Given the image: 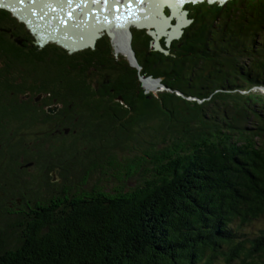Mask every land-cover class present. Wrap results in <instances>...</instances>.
I'll return each mask as SVG.
<instances>
[{"label":"trees","instance_id":"1","mask_svg":"<svg viewBox=\"0 0 264 264\" xmlns=\"http://www.w3.org/2000/svg\"><path fill=\"white\" fill-rule=\"evenodd\" d=\"M185 10L171 49L131 29L137 67L0 8V264H264V0Z\"/></svg>","mask_w":264,"mask_h":264},{"label":"bare ground","instance_id":"2","mask_svg":"<svg viewBox=\"0 0 264 264\" xmlns=\"http://www.w3.org/2000/svg\"><path fill=\"white\" fill-rule=\"evenodd\" d=\"M65 1L66 2V6H64L62 8L61 11H53L54 14L56 16H58L57 13H63L67 16H70L72 18L73 21H75L76 19L79 21L80 24V31L81 28L82 30H84V32L82 33V40H76L75 42H73V46L74 47H80L82 48L86 43H89L93 40H95L96 35H99V32L102 31V26L100 25H94L93 27H88V28H84L82 26V23L84 21L88 20V17L91 15V8H90V1L89 0H60L59 2ZM151 1V13L149 16L145 17L143 19V24H152L156 19L152 18V15L154 14L155 16L159 13L157 8L154 7V1L155 0H150ZM163 1V3H168V0H161ZM53 3H56V0H52ZM174 2V0H169V3L172 4ZM20 3H17V5H19ZM167 4L162 6V9L164 10ZM175 5V4H173ZM172 5V6H173ZM67 7H72L73 8V12L72 14H68L67 12ZM154 17V16H153ZM157 17V16H156ZM30 21V20H29ZM129 23H134L136 26L137 23L136 22H127L125 24V26H121V28L119 27H115L113 25H104V27L106 28V30L109 31V33L112 36V40L113 43L115 44V50L117 52H121L125 57L129 58L132 62H133V54L131 53V49H130V27H129ZM156 24L159 25V28L162 30L164 29V26L166 24V22H159L156 21ZM156 26V25H153ZM54 28H56L58 31H63V29L60 26H55ZM78 38V37H76ZM134 63V62H133ZM144 85L146 86V88L152 89L153 91L156 90V88L158 87L157 84L159 81H157L156 79H151V78H146L144 79ZM147 91V90H146ZM149 92V91H147Z\"/></svg>","mask_w":264,"mask_h":264},{"label":"rangeland","instance_id":"3","mask_svg":"<svg viewBox=\"0 0 264 264\" xmlns=\"http://www.w3.org/2000/svg\"><path fill=\"white\" fill-rule=\"evenodd\" d=\"M203 3H205V2H203ZM197 4H199V3H197ZM187 5H189V3H187V4H185V5H178V6H176V5H173L172 7H165V12L166 11H168V13H169V16L171 17V19H169V21H170V23L173 21V22H175L176 21V18L179 16H181L180 17V19L182 20L184 17L183 16H185V18L187 17L188 19H189V22H187V23H185L183 26H181L180 27V30H181V32H180V34L178 35V36H176V37H172V38H170L169 39V48L171 49V46H172V43L173 42H175L178 38H180V36H181V34H182V31L189 25V23H190V18H189V16H188V13L186 12V6ZM183 10V11H182ZM183 12V13H182ZM154 16V17H153ZM156 16H158V17H156ZM152 15V18H155L156 20L153 22V24L152 25H149V26H143L142 28H144V29H153L151 32H154L153 33V36H154V40H155V42H154V44H155V46L156 47H158V48H160V44H161V41L164 39V38H167V32L168 31H171V29H170V26L168 25V24H165V26H164V29H160L159 28V25L158 24H156V21H159V22H165V20H164V17L163 16H161L160 14H158V15ZM21 22V21H20ZM129 25H131V23H129ZM153 25H156V26H153ZM101 26V25H100ZM140 28V27H135V26H133L132 25V27L130 28V39H129V42H130V49H131V37L133 38V37H135V39H134V41H135V44L138 46L139 44H140V42H141V35L139 34V33H136V32H133V35L131 34V29L132 28ZM167 28H168V31H167ZM101 32V31H100ZM157 32H158V34H157ZM105 33H107V31H103V32H101V33H99L100 35L102 34H105ZM108 34V33H107ZM109 35V34H108ZM48 43V42H47ZM112 44H113V46H114V52L117 54V55H119L120 57H123V58H126L127 59V57H125L121 52H117L116 50H115V44L113 43V40H112ZM131 51H132V49H131ZM129 59V58H128ZM127 59V60H128ZM128 62H129V64L131 65V66H137L138 67V65L136 64V62L135 63H133L130 59L128 60ZM151 79H153V78H151ZM141 81H142V79H141ZM144 81V80H143ZM142 86H144L143 88H144V90L146 89L147 91H149V92H152V93H155V92H157V91H159L160 89H162V87L160 86V84H159V82H158V84H157V88H156V90H152V89H149V88H146V86L144 85V82L142 83ZM146 91V92H147ZM253 91H255V92H257V91H259L260 92V94H263L264 95V90H262L260 87H257V88H255V89H253ZM244 94H246V93H244ZM51 176H53L52 177V179L54 178V179H56V177H55V172L54 171H51ZM220 264H223V263H220Z\"/></svg>","mask_w":264,"mask_h":264},{"label":"flooded vegetation","instance_id":"4","mask_svg":"<svg viewBox=\"0 0 264 264\" xmlns=\"http://www.w3.org/2000/svg\"><path fill=\"white\" fill-rule=\"evenodd\" d=\"M17 80L20 81L19 79H17ZM42 97H43L42 93L31 94L29 92H26V93H24V94L19 96V98H21V99L29 100L36 107H40L41 106ZM53 105H58L57 110L60 107L59 104H49V105L44 106V109L46 110L47 107H50V106H53ZM57 110H55L54 113ZM54 113H52V114H54ZM0 118H3V117H0ZM0 150H1V142H0ZM0 160H2L5 163V161L7 159H5V158L1 159L0 158ZM26 164L27 163H22L21 165H19V168L20 169L30 170L31 167L29 165H26ZM0 167L2 168L3 166H0ZM5 192L6 191L4 189H2V182L0 180V205H2L4 210L7 211V212L10 211L11 209L18 210L20 208V206H18V205L21 204L20 203V199L17 198L16 196L14 197V195L11 197V196L7 195Z\"/></svg>","mask_w":264,"mask_h":264},{"label":"water","instance_id":"5","mask_svg":"<svg viewBox=\"0 0 264 264\" xmlns=\"http://www.w3.org/2000/svg\"><path fill=\"white\" fill-rule=\"evenodd\" d=\"M145 2L147 1V0H144ZM149 7H151V4L149 5ZM149 9V8H148ZM145 15H146V13H145ZM148 15V14H147ZM181 17V16H180ZM180 17H179V21L176 23V25L174 26V27H172V29H171V31H168L167 32V38H166V42L167 43H169V39L170 38H172V37H176V36H178L179 34H180V32H181V30H180V27L181 26H183L185 23H187V22H189V20H187V19H185V16H183L184 18L181 20L180 19ZM143 19L144 18H139V19H137V21H136V23H137V25L140 27V26H149V25H152V24H143L142 25V23L141 22H143ZM87 22V21H86ZM85 23V22H84ZM84 23H82V24H84ZM71 26H73V25H78L77 24V21L75 20V21H73L72 23H69ZM79 27H81V26H79ZM73 31V30H72ZM72 31H70L69 33H66V34H68L67 35V37H69L70 35H71V33H72ZM81 31H82V28H81ZM153 33L154 32H151V34L153 35ZM157 34H158V32H157ZM58 36V35H57ZM44 42V40L43 39H41V41H39V44H42ZM92 43H93V41H91L90 42V45H92ZM131 53H132V51H131ZM133 62L135 63V59H134V57H133ZM150 77V76H149ZM147 78V77H146ZM152 78V77H151ZM143 79V78H142ZM153 79H156L157 81H159V84H160V86L161 87H163L162 86V84L160 83V78H153ZM262 90H264V86H261L260 87ZM146 91V90H145ZM119 100H121V98L119 97L118 98ZM57 107H58V105H53V106H50V107H47V109H46V111L48 112V113H54V111L55 110H57Z\"/></svg>","mask_w":264,"mask_h":264},{"label":"clouds","instance_id":"6","mask_svg":"<svg viewBox=\"0 0 264 264\" xmlns=\"http://www.w3.org/2000/svg\"><path fill=\"white\" fill-rule=\"evenodd\" d=\"M225 1H227V0H225ZM225 1H223V2H217V1H215V2H213V3H209V4H214V3H219V4H222V3H224ZM202 2H206V1H202ZM199 3H201V2H199ZM208 3V2H207ZM193 4H197V3H193ZM166 12H165V9H164V14H165ZM165 16H167V17H170L169 15H166L165 14ZM187 18V17H186ZM188 19V18H187ZM189 20V19H188ZM174 26L176 25V23H177V21H175V22H171ZM134 26V25H133ZM144 26V25H143ZM143 26H140V27H143ZM130 28L132 27V25L131 26H129ZM135 27H139V26H135ZM168 29V28H167ZM170 29H172V27H170ZM108 34H109V36L111 37V40H112V36H111V34L109 33V32H107ZM100 35V34H99ZM99 37V36H98ZM93 43H94V40H93ZM92 43V44H93Z\"/></svg>","mask_w":264,"mask_h":264}]
</instances>
